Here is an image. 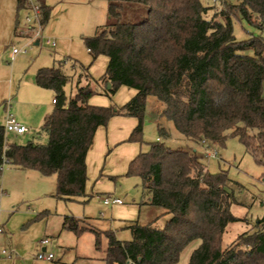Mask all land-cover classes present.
<instances>
[{
    "label": "trees",
    "instance_id": "trees-1",
    "mask_svg": "<svg viewBox=\"0 0 264 264\" xmlns=\"http://www.w3.org/2000/svg\"><path fill=\"white\" fill-rule=\"evenodd\" d=\"M25 1H17L18 11ZM38 2L45 25L51 9L45 0ZM218 2L220 9L205 7L201 0H108V23L84 39L93 62L108 58L105 74L96 80L69 58L41 68L36 84L53 91L57 101L39 133L48 141L8 143L0 126V175L6 166L36 171L56 176L58 199L85 196L86 158L96 132L115 117L135 118L129 142L142 143L149 97L163 104L161 117L195 145L203 147L205 141L208 148L224 146L235 137L264 165V38L240 42L233 27L236 18L264 32V0ZM68 64L81 71L77 93L69 100ZM121 87L137 92L124 106L90 104L95 94L113 97ZM159 135L169 138L163 128ZM149 146V152L130 163L128 175L141 177L149 196L146 204L165 209L171 217L163 229L155 222H131L130 241L105 233L104 264H179L182 252L195 241L200 245L189 264H264V216L252 230L222 244L229 225L243 221L232 213L238 202L226 173H210L195 150H172L162 140ZM62 228L76 235L93 232L96 249H101L102 233L81 226L80 220L65 216Z\"/></svg>",
    "mask_w": 264,
    "mask_h": 264
},
{
    "label": "rangeland",
    "instance_id": "rangeland-1",
    "mask_svg": "<svg viewBox=\"0 0 264 264\" xmlns=\"http://www.w3.org/2000/svg\"><path fill=\"white\" fill-rule=\"evenodd\" d=\"M231 1L239 3L241 0ZM34 3L39 2L35 0ZM45 3L50 7L51 15L48 22L41 25L28 9L18 11L17 0H0V124L10 113V105L17 92L16 80H35L40 67L58 66L61 60L69 58L88 68L96 80L106 72L107 57L101 56L93 62L84 39L93 37L100 27L108 23V0H45ZM201 3L205 7L221 8V3L214 0H201ZM29 15L31 23L28 27L31 29H25ZM212 15L213 12H210L208 17ZM39 25L41 33L37 38ZM233 27L234 35L240 42L258 36L264 38V32L245 20L234 18ZM21 32H25V36H21ZM37 40L38 46L35 45ZM48 40L55 45L47 44ZM14 50L18 54L13 53ZM80 72L75 71L71 64L66 66V73L72 77L65 89L68 100L77 93ZM26 88L45 92L35 82L26 85ZM25 91L21 97L28 101ZM135 95L134 89L121 87L113 97L95 94L90 104L95 107H122ZM163 109L157 98H148L142 143L129 142L128 137L122 143L103 146L112 129L111 120L101 132H96L97 146L91 154L95 161L92 166H87L88 181L83 197L58 199L56 176L44 177L36 171L4 167L0 175V186L6 190V194L0 197V264H104L108 247L105 233L112 231L119 240L130 241L132 235L127 227L131 222L143 226L155 222L158 229H163L171 216L161 207L146 204L149 196L143 190L141 177L128 175L130 163L139 154L149 152L151 143L161 140L159 123L170 133L168 139L162 138L167 147L172 150H195L210 173H226L231 181L229 189L233 190L238 202L233 205L232 213L243 221L229 225L223 237V246L252 230L264 216V165L259 164L235 137L230 136L224 146L211 148L185 140L171 121L161 117ZM20 111L29 113L25 108ZM121 120L136 122L135 118L129 117H121ZM43 125L23 136L9 134L8 141L18 145L34 140L46 144L47 135L39 134ZM106 197L120 199L123 204L106 206L103 203ZM65 216L74 217L81 221V226L84 224L102 233L101 249H96L93 232L86 230L76 235L70 230H63ZM42 240L49 241L46 253L53 255L51 261L37 259L42 251ZM199 245L200 241L189 245L182 252L179 264H189L191 254ZM3 251L7 255L2 254Z\"/></svg>",
    "mask_w": 264,
    "mask_h": 264
},
{
    "label": "crops",
    "instance_id": "crops-1",
    "mask_svg": "<svg viewBox=\"0 0 264 264\" xmlns=\"http://www.w3.org/2000/svg\"><path fill=\"white\" fill-rule=\"evenodd\" d=\"M17 6H18V2H17ZM35 45L38 46L39 41H37L35 43ZM108 62H109V60H108ZM41 68H45V67L38 68L37 72ZM36 75H37V73H36ZM34 82L36 83V76H35V80H34V78H30L29 82H28V80H24L22 78L20 80H16L15 84L17 85V88H16V86H15V88L17 89V92L15 94V97L13 96L14 98L12 100V104L10 105V110H9L10 113H8L7 117L5 116L3 118V121L0 124V126H5L6 120L9 116H12L14 119L17 120V122H19L20 124L25 125L27 127L28 132L26 134L30 133L32 131V129H37L42 124H44L46 117L49 114H51L55 108L56 104L53 103V100L56 99V96H55V93L53 91L47 90V89H43V90H45V92H41V93L35 89L28 90L26 88V85L34 84ZM23 90H26L25 95L29 99L28 101L22 100L21 95H22ZM136 94H137V92H136ZM21 108L22 109L25 108L26 110H28L29 113H23L22 111H20ZM111 121H112V123H111L112 129H111V131L108 132L107 142L103 146L106 145V146L110 147V145H112L113 143H122V141L124 142L128 137H130L129 135H131V133H132L131 131L134 130V128L137 126V123H138L137 120H136V122H133V123H125L124 120H121V117L113 118ZM160 128H163L167 131V129L165 127H163L162 124L159 123L158 132H159ZM101 129H102V127L99 128L98 133L101 132ZM168 134L170 137L169 132H168ZM7 135L9 136V134H7ZM13 135H15V134H13ZM21 136H23V135H21ZM97 136L98 135L96 134V136L94 138V141H95L94 146L91 147V149L88 152L87 158H86V164L88 167L90 165L92 166L94 161H95V158L92 157L91 154H92V151L94 150L95 146H97L96 145ZM7 139H8V137H7ZM159 139H161L160 135H159ZM184 139L186 140V138H184ZM101 140L102 139L100 137V143H99L100 147L102 144ZM8 143H10V142L8 141ZM5 192H6V190H5ZM47 246H42L41 250L47 251Z\"/></svg>",
    "mask_w": 264,
    "mask_h": 264
},
{
    "label": "built area",
    "instance_id": "built-area-1",
    "mask_svg": "<svg viewBox=\"0 0 264 264\" xmlns=\"http://www.w3.org/2000/svg\"><path fill=\"white\" fill-rule=\"evenodd\" d=\"M34 1L35 0H26L24 9H28L29 11H31L34 14V18L37 21H39L40 24L42 25V23H41V13H42L41 6H40V3L35 4ZM218 1L219 0H214L215 3H217ZM30 23H31V17L29 15V16L26 17L24 28L25 29L26 28H30L31 29V27H28ZM40 33H41V26H40L39 30L37 31V35H36L37 38L39 37ZM20 35L21 36H25V32H21ZM47 44H49L51 46L55 45V43L52 42L51 40H48ZM13 52L15 54H18L17 50H14ZM53 103L54 104L57 103L56 99L53 100ZM4 127H5V131H6L7 134H15V135L21 136V135H24V134H26L28 132V129L25 126H23L22 124H20L19 122H17V120L14 119L12 116H9L7 118ZM202 144L204 145L205 148H207V144H206L205 141H203ZM5 194H6L5 190L0 186V197L4 196ZM103 203L106 206H109V205H122L123 204V202L120 199H116V198H112V197L104 198ZM0 232H2L1 229H0ZM48 244H49L48 240H42L41 241V246H47ZM2 254L7 255V253L5 251H3ZM53 258H54L53 255L52 254H47L46 250H44V251L42 250L37 256V259L46 260V261H51V260H53Z\"/></svg>",
    "mask_w": 264,
    "mask_h": 264
},
{
    "label": "water",
    "instance_id": "water-1",
    "mask_svg": "<svg viewBox=\"0 0 264 264\" xmlns=\"http://www.w3.org/2000/svg\"><path fill=\"white\" fill-rule=\"evenodd\" d=\"M110 87H111V85H110V84H108V89H110Z\"/></svg>",
    "mask_w": 264,
    "mask_h": 264
}]
</instances>
